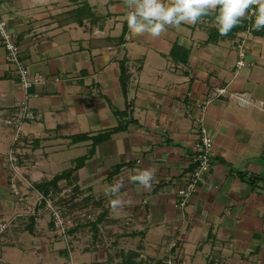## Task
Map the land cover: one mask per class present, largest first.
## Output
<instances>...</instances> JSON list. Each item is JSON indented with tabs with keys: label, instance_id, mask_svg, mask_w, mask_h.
I'll use <instances>...</instances> for the list:
<instances>
[{
	"label": "crops",
	"instance_id": "1",
	"mask_svg": "<svg viewBox=\"0 0 264 264\" xmlns=\"http://www.w3.org/2000/svg\"><path fill=\"white\" fill-rule=\"evenodd\" d=\"M127 12L123 0H0L21 59L43 80L35 120L8 125L26 95L0 40V264H264V28L221 36L203 17L153 38L134 35ZM216 88L225 95L203 110ZM202 121L213 166L181 207ZM12 149L38 184L88 157L59 182L74 187V211L94 216L76 218L69 242L33 191L26 203L12 194ZM147 167L150 191L128 183ZM121 179L126 203L112 210L104 189Z\"/></svg>",
	"mask_w": 264,
	"mask_h": 264
},
{
	"label": "built area",
	"instance_id": "2",
	"mask_svg": "<svg viewBox=\"0 0 264 264\" xmlns=\"http://www.w3.org/2000/svg\"><path fill=\"white\" fill-rule=\"evenodd\" d=\"M254 30L252 26L243 31V34L251 35ZM0 40L6 50L7 60L13 67L22 90L25 92V99L18 106L17 115L13 118H8L6 123L8 125H21L23 121L35 120L33 113L32 101L40 97L38 91L42 85L43 80L40 76L32 77L26 64L20 57V44L17 34L12 31L8 26V18L6 15L0 13ZM240 54L245 57V47L242 44L239 45ZM244 62H239V66H243ZM226 93L225 88H216L214 92L207 97L201 108L204 110L206 107L214 102L215 98L224 96ZM18 132L20 133V126H18ZM19 140V136L15 139L16 144ZM196 156L194 158L195 167L193 168L188 180L178 190V195L181 197L180 205L185 207L189 197L196 191V188L200 182L204 180V177L210 172L213 166L214 158V140L209 134L208 129L202 121V124L198 130V141L195 147ZM22 154L14 149L8 155V168L10 171L9 183L12 190V194L21 203L27 202V195L23 193L22 189L25 182L28 183L29 188L36 194L35 204L41 205L46 212L50 215L51 221L56 229L57 235L65 242H69V232L74 227L76 218L84 216L87 217V213L83 211L69 212L66 210L65 205L61 206V199L67 198V195L73 191V187H66L60 191L51 189L48 194L39 191L35 185L29 184L27 178L23 175L19 168V160ZM22 182V184H21ZM27 185V184H26ZM60 192V198L57 197ZM9 226L7 221H0V234L4 233ZM175 246V244H174ZM75 264V263H72ZM171 264V262H170Z\"/></svg>",
	"mask_w": 264,
	"mask_h": 264
},
{
	"label": "clouds",
	"instance_id": "3",
	"mask_svg": "<svg viewBox=\"0 0 264 264\" xmlns=\"http://www.w3.org/2000/svg\"><path fill=\"white\" fill-rule=\"evenodd\" d=\"M128 9L126 22L128 29L136 36L148 35L158 38L169 26L179 28L182 24L195 25L205 16L216 12L215 26L221 36L228 35L242 22L252 19V30L264 28V0H123ZM155 179L153 167L137 169L128 177V183L139 184L150 191ZM124 181L117 180L104 189L111 199L112 210L123 209L126 200L121 193Z\"/></svg>",
	"mask_w": 264,
	"mask_h": 264
},
{
	"label": "trees",
	"instance_id": "4",
	"mask_svg": "<svg viewBox=\"0 0 264 264\" xmlns=\"http://www.w3.org/2000/svg\"><path fill=\"white\" fill-rule=\"evenodd\" d=\"M216 15H217V13L216 12H213L210 15L205 16V18L215 19V16ZM251 22H252V19H247L246 18L242 22V26L233 28L231 30V32H229L228 35H226V36L227 37H232V36H234L237 33H240V32H243V31L247 30L248 28H250L252 26ZM253 32H256V31H253ZM129 80H130V77L127 74L126 68L125 67H122L121 83H122V89H123L124 93L127 92ZM122 129H124L123 126H120V127L116 128V129L110 131V132H107L106 134L109 137L111 134L116 133V132H119ZM80 138L81 139H85V140L91 139V138H89L87 136H81ZM100 141H102V140H99L98 137L97 138H94V145L97 144V143H99ZM87 159H88V157H84L82 159H79L77 161V163H76V167L75 168L70 169V170H67V171L63 172L62 174L55 176L53 178V180H51V181H47V182L35 184L36 188L39 191L44 192L46 194H48L51 189H53L55 191H58L59 190V182L62 181V180H64V179L71 180V177H72L73 173L75 171H78V169H80L85 164V162H86Z\"/></svg>",
	"mask_w": 264,
	"mask_h": 264
},
{
	"label": "rangeland",
	"instance_id": "5",
	"mask_svg": "<svg viewBox=\"0 0 264 264\" xmlns=\"http://www.w3.org/2000/svg\"><path fill=\"white\" fill-rule=\"evenodd\" d=\"M22 153H24V154H23V156H21V158L19 160V168H20V171H22L23 175L27 178L28 182H30L29 184H31V183L33 185L38 184L37 182L32 181L30 178H28L27 174L24 173V171L22 169V166H21V163L24 164V155H25V152L22 151ZM7 163H8V160H7ZM21 184H22V182H21ZM22 186H23V189H22L23 193H25L26 195H28L29 194V191H31V188H29L28 183L25 182V184L22 185ZM11 192H12V190H11ZM58 194L59 195H57V197L60 198V192ZM74 195H75V191H74V187H73V191L70 194L67 195V198L64 199V200L61 199V201L59 202L61 206H64L65 205V208H66L67 211L76 212V211L73 210V209H75V206H73V202H74L73 201V197H74ZM67 203H69V205ZM84 209H86V208H83L82 210H77V211H83V212L87 213V217L81 216L79 218L80 219H84V218L86 219L87 218L88 220L89 219L93 220L94 219V216L91 214L90 210L87 211V210H84ZM55 232H56V229H55ZM56 235H57V232H56Z\"/></svg>",
	"mask_w": 264,
	"mask_h": 264
}]
</instances>
